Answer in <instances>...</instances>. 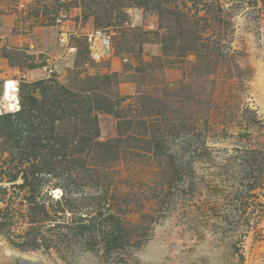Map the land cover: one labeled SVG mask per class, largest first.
<instances>
[{"label": "rangeland", "instance_id": "obj_1", "mask_svg": "<svg viewBox=\"0 0 264 264\" xmlns=\"http://www.w3.org/2000/svg\"><path fill=\"white\" fill-rule=\"evenodd\" d=\"M89 1L0 0L14 17L0 29V97L22 76L21 100L23 90L42 99L43 81L58 99L67 87L118 100L130 121L118 148L101 150L95 142L121 137L120 119L97 113L99 136L73 153L95 132L84 108L54 130L38 108L28 125L0 117V247L44 264H264V0H162L163 14L147 0L126 17ZM106 74L119 83L88 81ZM154 135L162 157L145 149ZM110 214L123 225L117 242Z\"/></svg>", "mask_w": 264, "mask_h": 264}, {"label": "trees", "instance_id": "obj_2", "mask_svg": "<svg viewBox=\"0 0 264 264\" xmlns=\"http://www.w3.org/2000/svg\"><path fill=\"white\" fill-rule=\"evenodd\" d=\"M163 2L162 0H157V3H155V6L153 7V9H157L161 14L168 12L170 9L165 7ZM85 3H86V0H82V7L84 9L86 8ZM93 3L95 4L94 0L89 1L90 5ZM107 4H111L112 10H117V14L119 15V17H126L125 8L131 7L132 5L140 7V8H144L146 10L150 8L148 6L149 3L147 0L145 2L143 0H137L136 2L129 1V0L128 2L127 0H116V1L109 0ZM88 81L91 84L96 83L97 85H100L101 83L104 86L110 85V83H113V82L115 85L119 83L118 74H106L102 76H97L95 78L90 77ZM33 86L35 87L43 86V90L41 91L43 95L42 99L36 98L34 96V93L30 96L28 95L27 97L25 93L26 91L23 90L24 95L22 96V110L15 115L7 114L8 116H13V117L18 116L20 120V124L22 123L25 125L31 124L29 123L30 120L32 119L31 113L35 109L38 108L37 109L38 114L36 115L37 118L41 122L43 121L44 124H48L50 126L52 125L53 127H50V128L54 130V127H55L54 123L57 121V119H61L64 115H66L69 112L73 114H77L78 112H81V110L84 108L85 116L87 117L88 121L91 124L90 129L94 130L95 132L93 133L94 135L91 134V138H87V137L79 138V141L77 142L75 148L73 147L74 149L72 150V152L75 151L76 153L78 151L79 152L85 151L87 147L91 144L90 141L91 140L94 141L99 136V126H95L97 125V122H98L97 113L114 114L115 117L120 119L118 133L121 137L117 139H110L104 142H95L94 145L99 147L101 150L106 149L107 151H113V150L115 151V149L118 148L119 143L123 142L122 137H124V132L122 131V128L125 127V125L130 124V121L126 119L124 120V118L120 116L121 110L117 109L118 100L115 101V99L109 96L103 95V96H96V98H93V99L87 96V98L84 97L86 98V100L82 101L81 99H79V95L74 90H70L67 87H62V90H60V96H59L61 99H58V95H55V94H53V96L50 95L52 87L49 85H46L43 81L36 82L34 83ZM8 126L10 128L9 135L15 136L19 134L17 130L13 129L14 124L11 121H9ZM31 128H34V127L30 126V129ZM90 129L88 131H91ZM31 130L26 131L28 132L27 139L29 141L35 140V138L32 137L30 133ZM162 138H163L162 136L154 135V137H152L150 141L146 142L147 146L145 147V149L148 151H153L157 157H162L164 154H166V145ZM128 139H132L131 136L128 137ZM19 142L20 140L19 141L17 139L14 140L15 145L19 144ZM173 169H174V172L176 173H180L182 171V168L178 167V165L176 164H173ZM48 172H51V171H48ZM70 210L71 212H73L72 209ZM106 220L107 221L109 220L111 222V228H112V232L109 233V236H112V237L110 238L108 237L107 241L117 242V240L122 236L121 231H123V227H122L123 225L121 222V218L115 214H110L106 217ZM76 228L78 229L79 235H85L87 231L91 230V228L88 225L83 224V222L77 225ZM115 233H118V234L115 235Z\"/></svg>", "mask_w": 264, "mask_h": 264}, {"label": "built area", "instance_id": "obj_3", "mask_svg": "<svg viewBox=\"0 0 264 264\" xmlns=\"http://www.w3.org/2000/svg\"><path fill=\"white\" fill-rule=\"evenodd\" d=\"M99 34V33H98ZM98 40L97 34H92L88 36V41L92 46L90 48H94L93 44H96ZM68 41L63 40V43H67ZM103 44V53L107 54L110 52L111 48V36L105 35L102 37ZM66 44L65 46H67ZM25 78V76L23 77ZM22 76L19 79H8L4 82L2 96L0 97V117L11 114L15 115L22 110V100H21V84H22ZM12 83V85H10Z\"/></svg>", "mask_w": 264, "mask_h": 264}, {"label": "crops", "instance_id": "obj_4", "mask_svg": "<svg viewBox=\"0 0 264 264\" xmlns=\"http://www.w3.org/2000/svg\"><path fill=\"white\" fill-rule=\"evenodd\" d=\"M63 1H65V0H63ZM68 1H70V0H68ZM19 2H20V4H18L19 5V8L21 6H24V5H25V7H29L30 4L32 3V0H19ZM73 9H75V11L77 12V14H79V15L81 14V8L80 7L77 6V7L73 8ZM1 11H2V9L0 8V14H1L0 15V24L3 25V26L0 27V29H2L3 30V33L5 34V33H8V31L10 30V26L13 23L12 20H14V17H12L10 15H7V14H2ZM89 31L91 32V33H89V35L98 34L99 33V32L95 31V29H93L91 27L88 29L87 33ZM11 39H12V41L10 40V42H12V44H17L18 41H26V42H28L26 40V38L25 39H23V38L18 39V38H12L11 37ZM113 61H114V59H112V69L117 70V64H115V62H113Z\"/></svg>", "mask_w": 264, "mask_h": 264}, {"label": "bare ground", "instance_id": "obj_5", "mask_svg": "<svg viewBox=\"0 0 264 264\" xmlns=\"http://www.w3.org/2000/svg\"><path fill=\"white\" fill-rule=\"evenodd\" d=\"M10 85H12V83ZM20 259H25L33 262L40 261L36 257H33L31 255L29 256L28 254L19 253L8 248L0 247V264H15Z\"/></svg>", "mask_w": 264, "mask_h": 264}, {"label": "water", "instance_id": "obj_6", "mask_svg": "<svg viewBox=\"0 0 264 264\" xmlns=\"http://www.w3.org/2000/svg\"><path fill=\"white\" fill-rule=\"evenodd\" d=\"M15 264H44V263H42L41 261L33 262V261L25 260V259H20Z\"/></svg>", "mask_w": 264, "mask_h": 264}]
</instances>
